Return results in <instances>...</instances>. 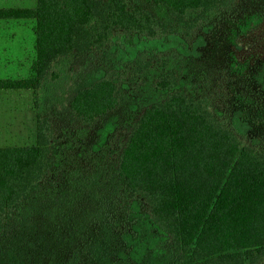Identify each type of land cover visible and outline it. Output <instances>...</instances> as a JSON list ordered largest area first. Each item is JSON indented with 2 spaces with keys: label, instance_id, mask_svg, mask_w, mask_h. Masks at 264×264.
<instances>
[{
  "label": "trees",
  "instance_id": "obj_1",
  "mask_svg": "<svg viewBox=\"0 0 264 264\" xmlns=\"http://www.w3.org/2000/svg\"><path fill=\"white\" fill-rule=\"evenodd\" d=\"M143 2L36 0L32 8L0 7V21L29 20L34 35L29 75L0 79V91L36 92L61 59L98 57L112 46L157 43L166 52L176 42L182 48L230 20L235 66L195 72L182 60L169 66L146 51L124 61L132 79L155 69L153 88L162 97L134 113L123 135L87 161L121 188L125 200L116 214L126 216L135 202L142 207L169 262L264 264V139L244 143L233 122L239 110L245 121L264 123V91L255 80L264 64V0ZM114 76L106 73L71 95L70 124L90 129L117 108L122 95ZM35 125L33 145L0 147V239L17 223L20 230L31 227L32 218L22 220L23 206L60 184L51 119L37 115ZM113 227L89 252L70 249L63 264H141L114 239ZM85 237L77 246L92 244ZM83 253L94 255L83 260Z\"/></svg>",
  "mask_w": 264,
  "mask_h": 264
},
{
  "label": "rangeland",
  "instance_id": "obj_2",
  "mask_svg": "<svg viewBox=\"0 0 264 264\" xmlns=\"http://www.w3.org/2000/svg\"><path fill=\"white\" fill-rule=\"evenodd\" d=\"M130 2L144 4L143 0ZM35 4L36 0H0V7L32 8ZM226 24L234 25L225 20L222 27H209L195 40L185 42L182 48L176 42L172 48H163L166 52H158L161 45L157 43H136L134 47L112 46L98 57L61 59L53 65L36 92L0 91V147L33 145L36 116L49 117L56 133L52 153L60 179L59 186L50 194L34 196L23 206L22 220L27 216L32 218V226L25 225L24 230H20L15 227L17 223L13 231L0 239V264H63L70 249L89 252L102 237L104 242L112 226L117 228L114 239L130 246L139 263L173 264L162 249L160 234L150 225L142 207L135 202L126 216L119 209L116 214L114 207L125 200L121 188L114 180L106 179L96 167L89 166L87 160L112 139H119L134 113L162 97L153 88L155 69L132 79L133 70L129 64H122L124 61L130 62L138 51H146L169 66L182 60V64L195 72L212 66H235L233 62L239 57L231 50L234 40ZM32 28L29 20L0 21V79L29 75L34 56ZM156 68L160 69L161 64ZM106 73L120 79L122 98L117 108L90 129L70 124L67 102L71 95ZM232 75L238 82L240 74ZM255 80L264 91V64L256 72ZM242 114L236 111L233 122L243 142L264 139V123L252 124L245 121ZM69 158L74 159L71 166L66 164ZM112 217L114 221H110ZM124 222L127 231L123 228ZM100 230L102 234L96 237L95 233ZM83 236L86 237L82 241L91 242L90 246H77ZM100 245L103 252L105 247L103 249V243ZM86 253L82 254L83 260L94 255Z\"/></svg>",
  "mask_w": 264,
  "mask_h": 264
}]
</instances>
